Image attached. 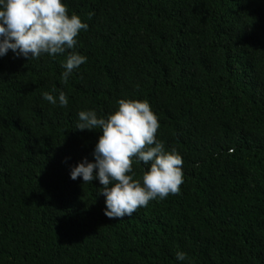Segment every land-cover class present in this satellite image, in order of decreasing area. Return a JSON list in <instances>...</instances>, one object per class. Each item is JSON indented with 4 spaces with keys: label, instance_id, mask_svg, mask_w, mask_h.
Wrapping results in <instances>:
<instances>
[{
    "label": "trees",
    "instance_id": "1",
    "mask_svg": "<svg viewBox=\"0 0 264 264\" xmlns=\"http://www.w3.org/2000/svg\"><path fill=\"white\" fill-rule=\"evenodd\" d=\"M63 3L88 25L67 82V53L0 58V264H178L177 251L264 264V0ZM60 91L66 107L42 99ZM120 99L149 103L183 183L109 219L99 182L69 168L100 135L75 129L77 112L106 116ZM132 167L138 179L147 166Z\"/></svg>",
    "mask_w": 264,
    "mask_h": 264
},
{
    "label": "clouds",
    "instance_id": "2",
    "mask_svg": "<svg viewBox=\"0 0 264 264\" xmlns=\"http://www.w3.org/2000/svg\"><path fill=\"white\" fill-rule=\"evenodd\" d=\"M87 29L76 13L69 14L63 0H0V58L9 51L28 60L67 53L61 62L63 82L87 61L86 56L70 51L77 47L79 33ZM42 99L61 108L68 104L63 91L58 96L44 92ZM159 127L147 101L120 99L106 116H98L92 109L77 112L75 129L96 130L100 135L91 153L93 160L85 158L70 166L69 177L80 178L83 184L99 182L105 217L131 216L150 201L179 193L183 160L157 139ZM134 163L147 166L138 179L133 178ZM175 260L182 264L186 254L177 251Z\"/></svg>",
    "mask_w": 264,
    "mask_h": 264
}]
</instances>
